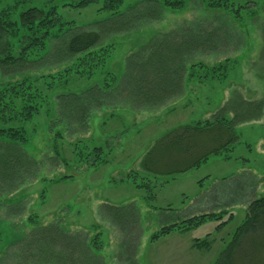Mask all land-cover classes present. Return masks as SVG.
<instances>
[{"label":"rangeland","instance_id":"obj_1","mask_svg":"<svg viewBox=\"0 0 264 264\" xmlns=\"http://www.w3.org/2000/svg\"><path fill=\"white\" fill-rule=\"evenodd\" d=\"M74 1L18 4L19 10L54 4L62 21L100 33L95 48L112 44L113 49L103 66L87 69L83 62L78 67L82 72L63 76L58 72L78 55L67 56L63 41L51 40L46 54L21 72L0 71V85L30 76L47 98L25 124L28 141L23 150L36 161L33 171H26L18 187L0 196V264H40L37 251L27 242L32 229L49 224L84 234L100 264H125V253L134 250L136 264H213L243 221L249 201L264 196V0H231V6L219 9L201 0H184L178 10L124 0L115 16L100 11L98 4L65 6ZM184 30H199L208 38L190 57L184 52V78L177 93L154 108H139L126 101L129 89L121 84L119 103L110 102L112 92L107 88L103 106L87 111L85 117L76 113L75 118H64L69 105L59 94L101 88L106 80L113 88L119 86L132 54L154 39L152 49L158 58L170 57ZM243 101L262 104L250 107ZM247 112L251 118L234 124L239 140L227 154L211 155L174 178L153 177L141 169L140 160L152 142L171 128ZM95 146L110 152L105 163L91 165L93 156L88 152ZM122 207L137 213L124 230L117 225L122 213L111 210ZM211 211H223L222 217L150 242V235L161 226ZM207 233L205 247H192L194 239ZM22 246L24 258L18 254ZM262 259L253 263L262 264Z\"/></svg>","mask_w":264,"mask_h":264},{"label":"trees","instance_id":"obj_2","mask_svg":"<svg viewBox=\"0 0 264 264\" xmlns=\"http://www.w3.org/2000/svg\"><path fill=\"white\" fill-rule=\"evenodd\" d=\"M25 1L29 0H0V71L3 74H16L21 72L24 66L37 62L39 57L46 54L48 42L51 40H62L67 56L78 55L73 63L64 67L58 74L68 76L80 73L83 70L79 69V65L83 62L87 65V69H95L105 64L113 46L108 44L95 48L100 41L98 31L80 29L73 27L71 22L62 21L56 6L48 2L43 7L27 6L19 10L18 4ZM145 1L155 2L156 5L170 10L180 9L184 2V0ZM123 2L124 0H76L65 6L85 8L98 4L100 11H108L115 16L120 14L119 8ZM201 2L214 9L228 8L232 4L231 0H201ZM184 31H180L170 57L158 58L156 49H152L156 43L154 39L132 54L127 61L119 86L113 88L112 83L106 80L101 88L89 87L81 93L59 94L58 97H62L64 105L66 107L69 105L63 117L75 118L76 113H82L85 117L87 111L103 106L106 103L107 88L112 92L110 102L119 103L116 94L123 88L121 84H126L129 89L126 99L129 104L149 109L159 106L170 94L178 92V84L183 81L182 72L185 71L186 66L185 59H182L184 52H188L190 57L192 51L205 43L208 38L199 30ZM171 42L174 44L173 41ZM145 49L152 50L144 52ZM112 75L111 77L114 78L112 82L116 84ZM29 77L8 79L0 85V196L3 195V191H11L18 187L25 180L26 171L32 172L36 162L23 150V146L28 141L25 124L37 114L47 98L37 86H34ZM243 104L260 107L262 102ZM79 109L82 111L78 112ZM249 118H251L249 112L236 113L231 119L220 115L204 122L173 127L152 142L149 150L140 160V167L153 177L170 175L172 178L178 173L199 167L211 155L221 153L225 155L230 152L239 140L234 124ZM66 122L69 124L68 120ZM109 153V151L105 152L103 147H92L88 152L89 156H93L91 165L105 163L106 155ZM133 173L135 175L137 171L133 170L132 175ZM134 185L142 187L141 184L134 183ZM111 210L122 213L117 224L122 230L126 228L125 224H128V221H134L133 218L137 217L135 211L133 214L125 207L111 208ZM222 212H202L165 224L150 235V242L171 232H185L207 220L221 218ZM225 222L226 220L221 223ZM31 235L32 239L27 242V247H33L37 251L35 255L40 264H100L99 257L93 251V244L90 245L82 233H70L56 224H49L32 229ZM209 237L210 233H207L203 239H194V246L205 247ZM23 247L20 248L22 252L18 253L22 258L25 256ZM125 254L123 260L125 264H136L135 250ZM263 256L264 196H260L249 201L243 221L234 231L231 240L219 252L213 264H254L253 262L260 257L263 258L264 263Z\"/></svg>","mask_w":264,"mask_h":264},{"label":"crops","instance_id":"obj_3","mask_svg":"<svg viewBox=\"0 0 264 264\" xmlns=\"http://www.w3.org/2000/svg\"><path fill=\"white\" fill-rule=\"evenodd\" d=\"M192 247H195L194 244H192ZM195 248H197V249H201V248H198V247H195Z\"/></svg>","mask_w":264,"mask_h":264}]
</instances>
